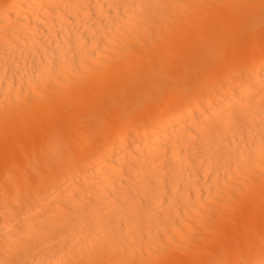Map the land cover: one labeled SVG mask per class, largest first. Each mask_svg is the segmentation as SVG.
I'll return each mask as SVG.
<instances>
[{
	"label": "bare ground",
	"instance_id": "obj_1",
	"mask_svg": "<svg viewBox=\"0 0 264 264\" xmlns=\"http://www.w3.org/2000/svg\"><path fill=\"white\" fill-rule=\"evenodd\" d=\"M0 264H264V0H0Z\"/></svg>",
	"mask_w": 264,
	"mask_h": 264
}]
</instances>
